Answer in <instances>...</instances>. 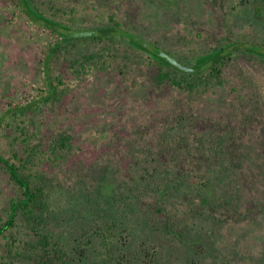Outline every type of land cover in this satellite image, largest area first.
I'll return each instance as SVG.
<instances>
[{"label": "rangeland", "instance_id": "obj_1", "mask_svg": "<svg viewBox=\"0 0 264 264\" xmlns=\"http://www.w3.org/2000/svg\"><path fill=\"white\" fill-rule=\"evenodd\" d=\"M52 4L64 10L56 19L89 26L105 24L102 14L114 10L122 26H130L128 19L142 35L165 38L166 48L182 54L213 46L228 35L217 0H52ZM59 38L30 21L14 1L0 0L1 154L18 163L27 150L38 146L41 158H33L25 171L53 179L56 201L61 187L86 185L97 199L93 201L89 193V199L82 200L81 215L94 217L114 187L133 184L134 145L161 148L157 155L170 158L178 147L175 135H182L194 156L221 161L229 169L222 179L213 171L205 189L222 220L218 225L230 259L221 264H264V63L237 55L224 68L223 83L185 92L169 84L156 85L154 65L147 63L144 52L131 47L108 57L104 67L98 62V69L79 73L58 53L48 67L53 81L60 78L61 83L49 95L44 60ZM43 96L45 101L34 103ZM180 116L189 121L183 133L175 123ZM22 121L28 128L24 134ZM63 135L70 138L67 146L52 153L49 145ZM20 194L0 168L2 221L10 201ZM5 245L0 236V255L7 253Z\"/></svg>", "mask_w": 264, "mask_h": 264}, {"label": "trees", "instance_id": "obj_2", "mask_svg": "<svg viewBox=\"0 0 264 264\" xmlns=\"http://www.w3.org/2000/svg\"><path fill=\"white\" fill-rule=\"evenodd\" d=\"M12 1L30 21L60 37L49 47L44 60V83L49 95L61 83L60 78L58 84L53 81L48 67L51 56L58 53L74 73H79L96 70L98 62L103 66L108 57L131 47L144 52L147 63L154 65L156 85L169 84L185 92L223 83V70L237 55H251L264 63V0L254 4L253 0H217L221 24L228 35L213 46L183 54L166 48L165 38L142 35L128 19L130 26H122L114 10L102 14L105 24L89 26L56 19L55 15L64 10L54 6L52 0ZM41 4L49 6L43 9ZM188 122L185 116L175 120L181 133ZM20 123L24 134L27 125ZM69 139L63 135L54 140L49 145L51 152L66 147ZM175 140L178 147L170 158L157 155L162 153L161 148L134 145L133 184L124 189L114 187L107 204L97 207L94 217L81 215L82 200L89 199L86 185L61 187L56 201L53 179L48 181L38 173L25 171L39 155L38 146L27 150L26 157L19 158L18 163L0 152V168L21 191L17 199L10 201L6 218H0V236L7 250L0 255V264H89L92 258H96L94 264L229 262L222 241L225 235L218 225L222 220L205 192L213 171L222 179L229 169L221 161L194 156L182 135L176 134ZM14 156L18 159L17 154ZM90 194L95 201L97 195Z\"/></svg>", "mask_w": 264, "mask_h": 264}]
</instances>
